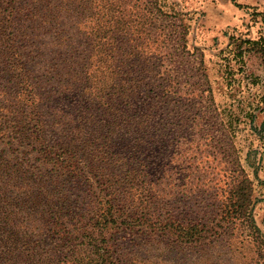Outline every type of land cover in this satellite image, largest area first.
Wrapping results in <instances>:
<instances>
[{"label":"trees","instance_id":"1","mask_svg":"<svg viewBox=\"0 0 264 264\" xmlns=\"http://www.w3.org/2000/svg\"><path fill=\"white\" fill-rule=\"evenodd\" d=\"M258 29L227 46L264 69ZM189 31L173 0H0V264H264V181L194 162Z\"/></svg>","mask_w":264,"mask_h":264},{"label":"rangeland","instance_id":"2","mask_svg":"<svg viewBox=\"0 0 264 264\" xmlns=\"http://www.w3.org/2000/svg\"><path fill=\"white\" fill-rule=\"evenodd\" d=\"M173 1L190 18L187 45L194 52L178 55L179 86L201 97L195 141L203 143L207 157L194 162L218 163L236 155L250 176L264 181V69L252 54H243L242 63L234 59L232 47L227 46L229 35L255 37L264 27L259 20V15L264 16V0ZM192 46L201 49L200 66V51ZM229 118L232 123L227 127ZM253 195V218L264 232V184L254 186Z\"/></svg>","mask_w":264,"mask_h":264}]
</instances>
